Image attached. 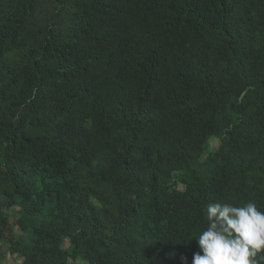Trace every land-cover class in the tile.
Instances as JSON below:
<instances>
[{
  "label": "trees",
  "instance_id": "trees-1",
  "mask_svg": "<svg viewBox=\"0 0 264 264\" xmlns=\"http://www.w3.org/2000/svg\"><path fill=\"white\" fill-rule=\"evenodd\" d=\"M246 201L264 211V0H0L19 264H191L207 204Z\"/></svg>",
  "mask_w": 264,
  "mask_h": 264
},
{
  "label": "clouds",
  "instance_id": "clouds-1",
  "mask_svg": "<svg viewBox=\"0 0 264 264\" xmlns=\"http://www.w3.org/2000/svg\"><path fill=\"white\" fill-rule=\"evenodd\" d=\"M206 218L191 264H264V211L255 201L208 203Z\"/></svg>",
  "mask_w": 264,
  "mask_h": 264
},
{
  "label": "rangeland",
  "instance_id": "rangeland-1",
  "mask_svg": "<svg viewBox=\"0 0 264 264\" xmlns=\"http://www.w3.org/2000/svg\"><path fill=\"white\" fill-rule=\"evenodd\" d=\"M218 144V139L214 138L211 139L209 141V149L210 146L211 148L216 147ZM5 213L8 214L7 218H11L14 217V213L11 210H5ZM8 233L6 232V235ZM10 234V233H9ZM9 236V235H8ZM14 236V235H12ZM67 246V239L66 238H62L61 243H60V248L64 249ZM23 257L17 253H11L9 251L8 245L7 243H5V241H0V264H19L22 261ZM67 264H76L74 262H72L71 260H69L67 262Z\"/></svg>",
  "mask_w": 264,
  "mask_h": 264
}]
</instances>
